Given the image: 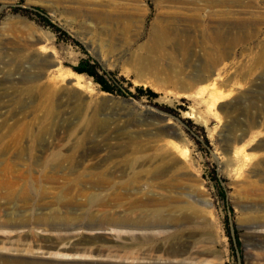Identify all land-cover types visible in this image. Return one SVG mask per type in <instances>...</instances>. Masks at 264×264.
<instances>
[{
  "label": "rangeland",
  "instance_id": "obj_1",
  "mask_svg": "<svg viewBox=\"0 0 264 264\" xmlns=\"http://www.w3.org/2000/svg\"><path fill=\"white\" fill-rule=\"evenodd\" d=\"M4 142L0 264H264V0H0Z\"/></svg>",
  "mask_w": 264,
  "mask_h": 264
},
{
  "label": "bare ground",
  "instance_id": "obj_2",
  "mask_svg": "<svg viewBox=\"0 0 264 264\" xmlns=\"http://www.w3.org/2000/svg\"><path fill=\"white\" fill-rule=\"evenodd\" d=\"M167 29H168L167 26L165 27L164 25H161L159 23L154 24V27L151 29L152 42H151V46L148 50L149 52L161 53L171 43V38H170L171 35ZM39 135H42V133L40 132ZM14 145H17V144H12L9 142H4V143L0 144V153H4V154L9 153L10 152L9 148L14 146ZM6 176H8V175H4L0 171V202L1 201H7L8 199H11V198H17L20 194H22V195L25 193L31 194L33 191H35V192L39 191L38 193H40L43 191L42 188L40 189V187H38V185L35 183L34 180H32V182L30 184H27V185L24 184V186L21 187L22 185L17 178H11V177H6ZM2 220L3 219L0 216V230L1 231H4L5 228H7V229L15 228L16 225H18L15 222L10 221L8 219H5V221H2ZM94 223H95V221L91 220V222L83 223L81 225V227L82 228H88L89 226H91ZM71 226L73 229L76 228V225H74V224H72ZM5 232H6V230H5ZM77 239H78V235H76L75 233H72L70 235L68 241L66 242V244L72 245ZM134 239L138 240L140 238L135 237ZM73 245H75V244H73ZM0 258H1V255H0Z\"/></svg>",
  "mask_w": 264,
  "mask_h": 264
},
{
  "label": "trees",
  "instance_id": "obj_3",
  "mask_svg": "<svg viewBox=\"0 0 264 264\" xmlns=\"http://www.w3.org/2000/svg\"><path fill=\"white\" fill-rule=\"evenodd\" d=\"M76 72L92 77L95 82L101 87L102 91H105L107 93H114L112 87L109 84V81L104 76L99 75L93 67L88 68L85 63H82L79 67L76 68Z\"/></svg>",
  "mask_w": 264,
  "mask_h": 264
}]
</instances>
